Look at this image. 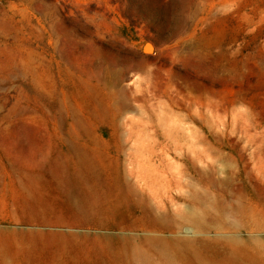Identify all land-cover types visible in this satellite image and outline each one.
<instances>
[{"label":"rangeland","instance_id":"374dc122","mask_svg":"<svg viewBox=\"0 0 264 264\" xmlns=\"http://www.w3.org/2000/svg\"><path fill=\"white\" fill-rule=\"evenodd\" d=\"M60 139L149 172L156 203L205 190L240 225L208 235L251 241L245 264H264V0H0V191L31 170L20 147ZM32 252L13 264H61Z\"/></svg>","mask_w":264,"mask_h":264},{"label":"bare ground","instance_id":"6f19581e","mask_svg":"<svg viewBox=\"0 0 264 264\" xmlns=\"http://www.w3.org/2000/svg\"><path fill=\"white\" fill-rule=\"evenodd\" d=\"M93 160H81L80 170L78 166L66 167L54 180L81 183L95 189L94 195L83 200L62 198L57 204L45 205L42 211H31L32 215H44L43 220L63 224L60 228L101 231L92 236L41 238L60 245L69 259L90 264H245L253 259L248 247L251 241L208 235L212 230L225 226L236 230L240 225L237 220L228 225L222 222L208 208L205 190L190 187L177 196L169 195L172 192L166 187L167 194L164 191L160 196L167 199L156 203L152 198L157 189L149 172H126L119 164L106 173L97 167V157ZM175 199L181 208L167 202ZM188 226L191 234L181 236Z\"/></svg>","mask_w":264,"mask_h":264},{"label":"crops","instance_id":"0c3cea01","mask_svg":"<svg viewBox=\"0 0 264 264\" xmlns=\"http://www.w3.org/2000/svg\"><path fill=\"white\" fill-rule=\"evenodd\" d=\"M19 150L25 152L20 153L18 159H26L30 163L31 170L26 175L11 179L13 183L5 184L0 191V264H13L25 260L30 262L31 259H35L32 252L33 247L44 248V256H48L53 261L61 257V264L78 263L69 259L67 252L63 253L61 246L57 243L41 239L42 237L58 238L73 233L37 230L18 232L11 231L8 226H36L39 229L60 228L59 226L63 224L43 220L46 218L44 215H32L31 211H42L47 208L45 205L57 204L62 198L87 199L94 195L95 189L81 183L62 184L54 179L66 167L78 166L80 170L81 160L94 161L96 157L99 170L107 173L109 170L105 168V164L110 160H107L103 149L96 141L60 139L55 143L51 140H43L41 145L20 147ZM2 170V173L6 171L0 167V172ZM21 173L23 172L18 171V174ZM63 260L66 263H63Z\"/></svg>","mask_w":264,"mask_h":264}]
</instances>
